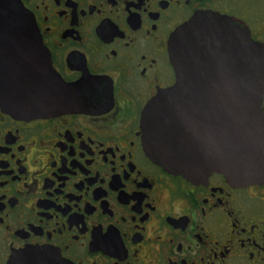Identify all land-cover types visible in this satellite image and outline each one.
Returning <instances> with one entry per match:
<instances>
[{"label":"flooded vegetation","instance_id":"flooded-vegetation-1","mask_svg":"<svg viewBox=\"0 0 264 264\" xmlns=\"http://www.w3.org/2000/svg\"><path fill=\"white\" fill-rule=\"evenodd\" d=\"M8 7L7 16L21 7L38 37L0 30V264L30 253L66 264H264V182L236 187L212 173L194 184L169 174L145 155L141 126L147 103L175 83L169 38L189 22L190 37L244 29L264 58V0ZM205 17L229 27L201 25ZM35 62L68 89L73 108L32 119L3 107V88L36 84L26 81ZM222 65L199 54L193 70L206 74L193 85L220 87L210 71Z\"/></svg>","mask_w":264,"mask_h":264},{"label":"water","instance_id":"water-1","mask_svg":"<svg viewBox=\"0 0 264 264\" xmlns=\"http://www.w3.org/2000/svg\"><path fill=\"white\" fill-rule=\"evenodd\" d=\"M8 3L0 0V30L12 29L18 37H38L21 7L18 15L14 10L9 16L4 13L10 8ZM200 24L229 27V23L214 17L202 18ZM242 34L190 37L189 22L169 38L167 53L175 83L147 103L141 116L145 155L167 173L194 184L212 173L223 175L236 187L264 182V116L260 111L264 58L247 31L243 29ZM200 39L206 44L201 52ZM27 41L37 43L35 38ZM199 54L206 60L218 58L223 62L218 70L210 71L211 80L218 75L220 87L199 89L193 85L200 74H206L193 70L192 61ZM42 55L35 50L37 60ZM38 66L35 62V69L27 72L26 81L32 80L35 85L20 82L2 89L3 107L13 115L45 118L74 107L65 101V96L70 97L68 89L63 90L53 72H38ZM39 74L43 78L37 84ZM27 255L16 256L9 264H22L24 258L29 264H66L48 254Z\"/></svg>","mask_w":264,"mask_h":264}]
</instances>
